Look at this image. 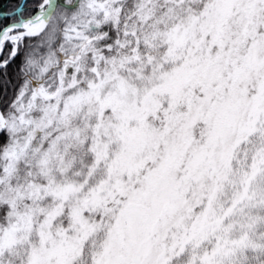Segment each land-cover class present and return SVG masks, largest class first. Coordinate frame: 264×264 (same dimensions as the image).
Masks as SVG:
<instances>
[{
	"label": "snow or ice",
	"instance_id": "6c2138e0",
	"mask_svg": "<svg viewBox=\"0 0 264 264\" xmlns=\"http://www.w3.org/2000/svg\"><path fill=\"white\" fill-rule=\"evenodd\" d=\"M34 7L0 13V264H264V0Z\"/></svg>",
	"mask_w": 264,
	"mask_h": 264
},
{
	"label": "trees",
	"instance_id": "16d2710c",
	"mask_svg": "<svg viewBox=\"0 0 264 264\" xmlns=\"http://www.w3.org/2000/svg\"><path fill=\"white\" fill-rule=\"evenodd\" d=\"M20 0H0V13L12 11L18 4ZM40 0H28V4L31 8V12L26 11L25 15H30L35 11V5H37ZM8 20L0 19V24H7ZM3 59V57H0ZM20 59L17 58L15 61L7 66L6 71L0 69V98H4L6 95L11 96L13 94L14 87L17 84V71Z\"/></svg>",
	"mask_w": 264,
	"mask_h": 264
}]
</instances>
